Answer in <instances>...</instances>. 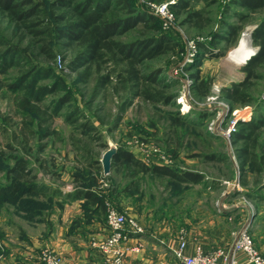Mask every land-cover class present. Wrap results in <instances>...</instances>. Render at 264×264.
Wrapping results in <instances>:
<instances>
[{
	"label": "trees",
	"instance_id": "1",
	"mask_svg": "<svg viewBox=\"0 0 264 264\" xmlns=\"http://www.w3.org/2000/svg\"><path fill=\"white\" fill-rule=\"evenodd\" d=\"M149 1L162 3L170 0ZM196 1L199 0H174L169 4V8L176 15L185 14L182 24L203 29L211 23V19L203 17L202 9L192 7V3ZM232 6L241 8V11L232 10ZM145 7L136 0H0V16L5 17L8 24L12 25V35L16 38L13 40L12 35L9 37L0 29V74L8 75L12 68L16 72L9 81L0 78V95L8 91L14 96L15 110L22 117L20 128L22 138H17L19 142H24L25 145L29 143L26 133L28 131L30 133V128L34 124L37 126L46 124L43 136H50L52 134L50 123L54 117L59 116L65 106L70 110L66 116L67 121L73 125L79 137L86 141L94 138L93 131L96 127L77 105L71 103V94L65 89L62 78L56 75L54 67L47 63L55 59L58 45L68 50L76 48L65 65L69 72L76 73L85 84L90 83V78L95 76L92 98H96L113 80L124 84L126 95L119 105L117 119L123 116L126 106L135 99L162 105H168L174 100L175 94L168 92L170 85L166 84L162 77L164 65L155 66L146 62L157 60L171 52L178 46V42L165 32L160 18ZM227 7L232 16L237 18L238 23L223 22L226 33L220 39L231 43L248 18L264 10V0H229ZM128 32L132 33L127 34ZM121 36H128V39H121ZM217 38L219 37L215 36V39ZM251 40L257 51L244 65L243 79L222 89L223 97L234 106L250 105L255 100V80L260 78L258 70L264 65V16L258 20L251 32ZM202 46V52L198 54L196 61L189 65L188 71L194 68L197 60L211 54L208 47ZM221 53L222 51H217L213 54L220 56ZM40 58L46 62L40 61ZM103 69L107 71L101 73ZM111 73L114 75L111 76ZM190 74L194 80L192 89L196 95L198 97L209 95L211 79L201 77L198 68ZM45 79L51 81L45 83L43 82ZM58 92L61 94L53 96L46 102L48 96ZM167 116L172 120L171 124L169 123L171 132L169 136L166 134L164 142L165 150L172 154L173 158H177L181 148L185 146L183 137L180 138L179 128L187 126L189 122L179 111L168 113ZM81 117L84 121L78 122ZM194 121L192 122L195 125L198 124L197 118ZM182 132L185 134L187 131ZM232 140L237 144L235 157L240 167L248 166L255 174H263L264 117L260 115L249 122L240 123L238 130L232 135ZM72 144L76 146L74 141ZM207 149L210 150L209 145ZM189 156L201 157L204 161L229 159L223 153L215 151L203 153L202 150H195ZM83 158L86 163L84 172L73 174V183L76 185L64 193V196L73 200H84L81 206L84 216L88 218L90 215L105 218L108 202L123 210L125 199H128V206L137 208L139 212L147 210L143 203L145 190L139 189L146 176L153 180L160 179L162 188L170 190V195H183L187 188L181 189L183 185L202 183L205 189L220 188L218 186L220 182L207 181L204 174L199 171L148 163L132 151L123 148L116 149L111 161V173L120 175L119 181H111L110 177L101 178L100 175L91 176L89 171L100 169L96 167L100 161L94 159L87 150ZM18 159L11 171L19 172L26 183L21 193H33L36 196L46 193L47 186L37 182L36 176H30L27 159L21 157ZM106 179H110L109 187L100 189L101 182ZM58 192V189H52L49 197L56 196ZM248 196L254 199L256 204L264 201L260 195ZM40 202L37 200L38 205L26 204L24 212L29 217L35 215L32 219L37 216L45 218L49 214L45 212L46 210L51 213L48 205L52 200L49 199L46 206H42L43 203ZM82 219L83 214L75 218L74 222L80 223Z\"/></svg>",
	"mask_w": 264,
	"mask_h": 264
},
{
	"label": "rangeland",
	"instance_id": "2",
	"mask_svg": "<svg viewBox=\"0 0 264 264\" xmlns=\"http://www.w3.org/2000/svg\"><path fill=\"white\" fill-rule=\"evenodd\" d=\"M136 1L138 4L145 5L149 10L150 6H148V3H159L149 0ZM170 1L174 2V0ZM228 3L229 0H199L192 3L194 9H202L204 11L203 17L211 19V23L203 29L195 28L189 24H182L185 16L183 13L176 15L173 12L174 21L168 26L164 27L162 23L165 32L178 42V46L171 52L160 56L157 60L147 61L146 63H152L155 66L164 65L162 77L164 82L170 85L168 92L175 94V98L168 105L146 103L135 99L133 103L126 106L120 119H117V115L119 105L124 100V95H126L124 84L113 80L111 84L100 91L96 98H92L91 91L96 83L95 76L90 78V83L85 84L76 73L69 72L65 65L74 54L76 48L73 47L68 50L58 45L55 59L47 63H50L54 67L56 75L62 78L65 89L71 94V103L77 105L80 111L96 127V130L93 131L94 138L90 141L79 137L73 125L67 121L68 118L66 116L70 110L65 106L60 111L59 116L54 117L50 123L52 133L50 136H43L46 124L40 126L34 124L30 128V133L29 131L26 133L29 143L25 145L24 142H19L17 138H22L20 134L22 117L15 110L14 96L8 91H4L0 95V242L4 247L6 239L14 243L16 239L21 237L23 229L19 228L20 225L24 227L33 222L32 218L35 215H30L29 217L24 212V207H27L26 204L38 205L37 200H40V203H43L42 206H46L49 204V199L53 200L48 205V208L53 210V214H55L52 216L55 223L59 221L57 216L62 214L63 209L66 211L71 209V214L73 215L71 218L75 219L78 217L77 215L82 216L83 209L81 205L83 200H73L69 197L59 196L53 198L49 197V195H51V188L58 189V194H64L75 187L73 174H83V169L86 165L83 154L86 150L91 153L94 159L99 161L102 154L110 147L130 150L138 157L148 161V163H154L158 160L163 163L160 160L163 157L162 160L166 161L167 165H172L177 169L199 171L204 174L207 181L216 180L218 183L220 182V185L218 184L220 188L216 189L213 192L214 194H202L200 196L203 203L209 205L210 211H216L217 200L224 189L230 192H238L236 199L247 203L248 207H250L249 212L250 210H256V201L248 195H260L264 198V173L257 175L248 166L245 168L240 167L235 157L237 144L233 142L232 136L229 140L223 137L219 129L226 128L234 122L237 131L240 123L249 122L260 115L264 117V65L258 70L260 78L255 80V100L250 105L234 106L223 97L222 92L223 87L229 86L233 81L244 77L243 67L245 64L236 66L228 58V55L238 46L244 33L249 34V45L255 52L257 51V47L253 45L251 40V30H253L258 20L264 16V10L252 14L234 41L226 43L220 39L226 33L223 28V22L238 23L237 18H234L231 12L228 11ZM232 10L241 11V8L232 6ZM0 29L4 34L11 37L12 25L10 26L6 18L1 16ZM131 33L128 32L127 34ZM215 36L219 38L215 39ZM127 37L121 36L120 38L127 40ZM13 40H16V38H13ZM189 41L193 42L194 48L189 47ZM202 45L208 47L210 50L209 54L210 52L211 54L208 57L197 60L194 68L188 71L189 65H192L196 61L198 54L202 52ZM217 51H222L220 56L213 54ZM40 61H43V58H40ZM120 67L122 66L120 65ZM197 68L200 70L201 77L209 78L212 81L209 95L206 97H198L192 89L194 80L190 73ZM175 69H179L178 72H175ZM106 71V69H103L101 73ZM15 73L14 68H12L9 70L8 75L0 74V78L9 81L10 77L14 76ZM112 75L114 74L111 73ZM50 81L51 79L43 80L45 83ZM59 94L61 92L48 96L46 102H49L53 96ZM182 103L190 105L188 112L180 111ZM225 106L230 111L224 112ZM177 111L189 123L187 126L179 128V131H181L179 135L180 138L183 137V145L185 146L181 148L180 155L177 158H173L172 154L165 150L164 142L167 138L166 134L169 136L171 132L169 125L172 119L167 114L176 113ZM196 118L198 119V124L195 125L192 121ZM200 119L202 122H200ZM80 121H84L83 117L78 122ZM182 131L187 132L182 134ZM73 141L76 143L75 147L72 144ZM208 145L210 146L209 151L207 149ZM195 150H202L203 153L210 151L223 153L229 159L225 161H204L201 157H190L189 155ZM20 157L27 159V168L31 171L30 176H36L35 180L37 182L50 188L48 192L40 196H36L33 193H21L26 183L22 180L19 172L11 171L16 160H19L18 158ZM96 167H100V169L90 170L91 176L110 177L111 181H119L121 179L120 175L111 173V171L109 176H105L102 173L100 162L96 164ZM144 180L139 187V189L145 190L146 196L143 203H145L147 210L150 209L154 212L156 211L158 200L161 199L159 192L162 191L163 184L160 179L153 180L149 176L144 177ZM109 185L110 179L103 180L100 189H107ZM184 187H187L183 194L184 200L188 202L191 201L193 198L191 195L195 194L197 189H205L202 183L183 185L181 189ZM169 193L170 190L163 194V197L169 196ZM108 203L119 212L129 215L126 210L119 209L111 202ZM251 204L252 206H249ZM123 206H128V199L124 200ZM78 208L79 212L76 211ZM147 210L140 212L138 217L131 215L145 230V222L153 220L152 216L147 215ZM232 229L233 231L239 229V226L234 224V221H232ZM3 250L4 248H0V252Z\"/></svg>",
	"mask_w": 264,
	"mask_h": 264
},
{
	"label": "crops",
	"instance_id": "3",
	"mask_svg": "<svg viewBox=\"0 0 264 264\" xmlns=\"http://www.w3.org/2000/svg\"><path fill=\"white\" fill-rule=\"evenodd\" d=\"M214 191L208 188L197 189L188 202L182 194L169 193V196L163 197L167 191L162 189L156 211H146L148 216L153 217L152 221L145 222L147 231L143 235L131 237L126 243L128 250L125 264H183L175 255L180 227H185L187 231V245L184 248L186 256L192 255L197 246L204 250L224 247L227 250L225 264H229L231 256L242 264H250L246 262L243 253L233 254L230 247L238 230L247 225L254 244L264 252V203L257 204L256 210L249 212L250 207L244 201L236 199L235 191L224 189L217 200L216 211H210L209 205L203 203L200 196L214 194ZM57 196L65 197L64 194H59L53 198ZM123 209L132 216L138 217L140 214L135 207L123 206ZM76 211L79 212V208ZM45 212L49 213L45 218L37 216L28 226L20 225L22 234L14 243L6 239L4 250L0 252V264H42L37 253L43 247L56 251L68 264H105L103 255L90 243L92 239L101 240L108 235L104 217L100 219L96 215H90L88 218L84 216L83 210V219L76 224L75 219L71 218V209H63L62 214L57 216L59 221L55 223L53 210L51 213L48 210ZM232 221L239 226L237 231H233Z\"/></svg>",
	"mask_w": 264,
	"mask_h": 264
},
{
	"label": "built area",
	"instance_id": "4",
	"mask_svg": "<svg viewBox=\"0 0 264 264\" xmlns=\"http://www.w3.org/2000/svg\"><path fill=\"white\" fill-rule=\"evenodd\" d=\"M173 2H162L157 4L148 3L150 11L160 18L163 26H168L174 21V14L169 8V4ZM189 47L194 48L192 41L188 42ZM179 69H175L178 72ZM218 98V97H217ZM190 105L182 103L180 106L181 112H188ZM224 112L230 111L225 106ZM219 132L226 139H230L236 132L234 122L226 128L219 129ZM141 158V157H140ZM143 159V158H141ZM160 159V164H166V161ZM145 162V159H143ZM153 161V160H152ZM107 204L105 223L109 230L108 235L101 240L92 239L91 245L97 249L104 257L105 264H125V254L128 250L126 243L133 236H140L145 233L143 226L131 215L119 212L117 209ZM249 206H252L249 205ZM187 231L184 228L178 230V248L175 250V255L182 261L183 264H225L227 258V250L224 247H216L211 250H204L201 246H197L192 255L186 256L184 248L187 245ZM0 248L4 245L0 242ZM231 252H241L245 255L247 263L264 264V252H261L254 244L252 235L247 225L242 226L236 233L235 239L231 245ZM37 258L42 264H68L66 260L51 248L43 247L37 253ZM229 264H242L234 256L230 257Z\"/></svg>",
	"mask_w": 264,
	"mask_h": 264
},
{
	"label": "bare ground",
	"instance_id": "5",
	"mask_svg": "<svg viewBox=\"0 0 264 264\" xmlns=\"http://www.w3.org/2000/svg\"><path fill=\"white\" fill-rule=\"evenodd\" d=\"M254 52V49L249 45V34L244 33L238 46L229 53L228 58L232 60L236 66H242L253 56Z\"/></svg>",
	"mask_w": 264,
	"mask_h": 264
},
{
	"label": "water",
	"instance_id": "6",
	"mask_svg": "<svg viewBox=\"0 0 264 264\" xmlns=\"http://www.w3.org/2000/svg\"><path fill=\"white\" fill-rule=\"evenodd\" d=\"M252 31L253 30H251V32ZM116 149L117 148H115V147H110L109 149H107L102 154V156L100 158V163H101V167H102V173L105 174V175L109 174V172L111 171V161H112V158H113L114 154L116 153ZM251 218H252V216H251Z\"/></svg>",
	"mask_w": 264,
	"mask_h": 264
}]
</instances>
